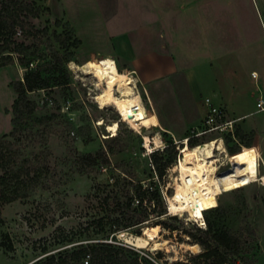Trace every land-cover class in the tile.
Masks as SVG:
<instances>
[{"label": "rangeland", "instance_id": "rangeland-1", "mask_svg": "<svg viewBox=\"0 0 264 264\" xmlns=\"http://www.w3.org/2000/svg\"><path fill=\"white\" fill-rule=\"evenodd\" d=\"M23 1L33 3L34 9L38 10V17L31 19V22L37 28L47 27L48 32L39 40L28 41L32 44L31 50L36 52L28 66L19 65L14 59L13 63L0 67V136L8 134L14 128L11 105L16 93L12 82L22 80L25 72L38 64H42L45 76H60L64 67L69 78L65 85H55L50 89L30 93L29 97L37 102V107L31 115L17 122L19 140L15 141L14 148H19L26 157L34 159L37 156L36 161L41 163L42 173L38 186L30 190L28 196L2 207L4 223L0 231V264H37L48 256L96 242L131 246L121 240L125 232L145 236L148 228L153 229L154 224H158L156 227L159 230L154 241L167 242L158 249H152L151 245L142 248L131 246L140 257L147 258L150 264H196L199 260L192 256L202 251V247L198 244L199 248H195L196 250H187L180 244L192 243V239L182 228L199 226L197 223L200 220H193L186 212L177 213L176 219L169 220L168 216L172 214L168 213L166 196L174 194L173 184L178 173L172 168L181 155L180 147H185L182 142L184 138H191L196 144L223 135L221 132L202 133L205 128L202 99L212 91V73L204 71L205 67L200 68V58L191 56L184 60L190 68L189 73L176 76L170 84L167 81L158 82L150 90L148 85L134 75L137 80L136 89L149 114L146 120L139 122L136 131L119 120V115L112 106H98L93 95H97L99 89L91 84H97V81L103 79L114 85H124L129 72L120 70L112 56L99 60L102 55L96 53L102 48L99 37L82 32V42L68 21L69 18L86 22L88 19L98 21L102 16L98 10L102 7L114 10L119 4L108 0ZM164 3L162 0V4ZM54 20H58L59 24ZM68 33H71V38L64 41ZM73 36L80 39L77 47L71 45ZM16 37L21 39L20 31ZM194 45L196 48L191 51L198 53L197 57H200V48ZM50 48L58 50L61 55L69 52L73 55L70 60L52 69L47 66L52 61ZM89 58L101 62L92 60L101 73L98 80L97 77L91 78L71 67V62L79 65ZM105 60H109L113 67H108L103 62ZM246 67L248 70L252 67L259 71L252 61ZM259 79V76L249 77L243 74L239 79H233L232 83L245 92L251 87L257 88ZM225 83H229L228 79ZM153 98H156L155 101ZM165 103L172 106L175 104L169 108L179 112L182 109L185 113L169 111ZM100 119L103 120L101 125L97 124ZM114 122L117 123V134L111 136L106 124ZM144 135L150 139L152 136L155 139L159 137L158 146L153 144L152 147H144ZM227 138L228 135L224 134L223 142L228 152L231 146L238 148L241 144L244 145L237 134L235 139ZM171 144L174 145L173 149L169 148L174 154L173 162L162 176H158L151 152L159 149L158 155L164 160L170 153L162 149ZM236 152L245 154L242 148ZM102 153L107 157V162L100 161L101 158L98 157L89 164L79 158L87 154L100 156ZM216 154L223 157L219 152ZM224 159L229 161L227 157ZM221 162L222 160L215 163ZM229 163L221 166L219 172L229 167ZM260 170L262 171V166ZM129 182L140 183L144 187L153 186L158 190L162 203L156 205L147 222L128 227V231H118L122 230L119 228L114 234L110 225L118 218L124 222L123 217L127 213L124 209L117 212L113 208L125 206ZM217 205L216 210L203 213L204 220L207 217L235 232L239 238V252L255 260V264H264V185L254 182L224 191L211 199L210 208ZM164 207L165 213L158 215L157 211ZM99 219L104 223L103 229L96 224ZM165 220L176 228L166 227L163 224ZM251 230L255 233L252 234ZM200 264L204 263L200 260Z\"/></svg>", "mask_w": 264, "mask_h": 264}, {"label": "crops", "instance_id": "crops-1", "mask_svg": "<svg viewBox=\"0 0 264 264\" xmlns=\"http://www.w3.org/2000/svg\"><path fill=\"white\" fill-rule=\"evenodd\" d=\"M108 1L119 6L114 10L102 7L97 11L102 15L98 21L68 19L82 42V32L99 37L103 48L96 52L102 54L99 60L112 56L120 70H134L152 90L153 84H170L176 76L189 73L185 58H200V68L212 73V91L204 98L236 120L235 134L244 142L240 146L264 155V110L257 107L259 100L264 101V0ZM194 44L200 48V57L191 51ZM251 61L258 72L246 67ZM103 62L113 67L109 60ZM243 74L259 76V86L245 92L237 89L232 81ZM202 102L205 115L204 99ZM166 105L169 111L170 105L175 106ZM183 110L172 111L185 113Z\"/></svg>", "mask_w": 264, "mask_h": 264}, {"label": "trees", "instance_id": "trees-1", "mask_svg": "<svg viewBox=\"0 0 264 264\" xmlns=\"http://www.w3.org/2000/svg\"><path fill=\"white\" fill-rule=\"evenodd\" d=\"M38 15V10L34 9L31 2L0 0V67L13 63L14 59L17 60L19 65L23 66H28L31 62V57L36 52L31 50L32 44L28 41L39 40L43 34L48 32L47 27L37 28L31 22V19L37 18ZM54 22L57 25L59 24L58 20H54ZM18 31H20L21 39L16 37ZM70 38L71 33H68L64 41ZM79 44L80 39L73 36L71 45L77 47ZM50 49L52 61H49L47 66L52 69L58 68L59 64L61 65L64 61L70 60L73 55L72 52L61 55L58 50ZM43 72L42 64H38L28 69L22 80L12 82V87L16 93L11 105L14 128L8 134L0 136V231L4 223L1 212L3 205L28 196V192L38 186L42 173L41 163L36 161L37 156L34 159L26 157L19 148H14L15 141L19 140L17 122L31 115L37 107V102L32 100L29 94L41 89H50L55 85H65L68 82L69 74L64 67L61 70L62 74L56 77L45 76ZM227 139L229 140V136ZM193 142L194 140L188 138L187 146L192 147L198 144ZM173 147V144L167 145L162 151H169V148L173 149ZM238 150L239 147H229L230 152L228 153L235 161L242 157L241 153L237 154L236 151ZM159 153V149H156L151 152V155L158 176H162L164 170L173 162L174 154L169 151L168 158L162 160V157L158 155ZM98 157L101 158L100 161L107 162V157L103 153L100 156L87 154L79 158L82 162L90 164ZM129 183L130 187L127 188L125 194L127 196L125 206L113 208L117 212L124 209L127 213L126 216L123 214L125 217H123L124 222H121V219L118 218L115 223L113 222L110 225L111 232L114 234L119 228H122V230L118 231H128L130 230L128 227L140 226L147 222L151 212L155 211L156 205L159 206L162 203L158 190L153 186L144 187L140 183ZM218 206L205 209L203 213L216 210ZM165 211L164 207L160 208L157 213L162 215ZM176 218L175 215L168 216L169 220ZM205 219L206 228L204 229L199 226H193L190 229L182 228V231L192 239V243H197L202 247V251L192 256L193 259L197 258L199 260L196 264H200V260L204 264H255V260L239 252V238L235 232L210 221L207 217ZM96 224L99 225L100 229H103L102 219H99ZM163 224L170 229L176 228L166 220ZM154 225L152 228L155 229L157 234L159 230L156 226L158 224ZM251 233L254 234L255 232L251 230ZM7 247L11 248L10 245ZM156 253L158 254L159 251ZM238 254L240 256L237 257ZM86 256H88L86 264H150L147 258L140 257L131 246L105 241L86 246H76L58 255L48 256L37 264H85Z\"/></svg>", "mask_w": 264, "mask_h": 264}, {"label": "bare ground", "instance_id": "bare-ground-1", "mask_svg": "<svg viewBox=\"0 0 264 264\" xmlns=\"http://www.w3.org/2000/svg\"><path fill=\"white\" fill-rule=\"evenodd\" d=\"M71 67L91 78L95 79L97 77V80L101 78V73L91 60H86L79 65L72 64L71 62ZM128 72L130 74L125 79L124 85H114L103 79H100L101 82L100 80L97 81V84L91 82L93 86L99 89V93L93 95V99L101 108L112 106L118 115L122 116L121 121L138 131L139 122L146 120L149 114L138 89H136L135 84L137 80L134 77V73L136 72L134 70ZM104 86L105 90L103 91ZM97 124H103V120L100 119L97 121ZM116 127L117 123L115 122L106 124V129L111 133V136L117 134ZM143 140L144 146L147 147H152L153 144L158 146L157 143L160 142L159 137L155 139L152 136L150 139L147 135L143 136ZM183 143L185 147L180 149L181 155L172 168L173 171H177L178 173V177L173 184L174 194L166 196L169 213L186 212L193 220H201L203 218V211L211 207V199L220 193L254 182L264 185V171H259L260 157H264L261 153L255 152L245 146H239V150L242 148L245 154H242V157L235 161L231 158L220 137L211 138L192 147L187 146L185 138ZM216 152L223 154V157H219ZM224 157H227L229 161L226 162ZM220 160H222L220 164L215 163ZM228 162H230L229 167L219 172L221 166ZM156 237V232L148 228L145 236L125 232L121 236V240L136 248L149 247L151 245L152 249H158L167 240L154 241ZM180 245L187 250L199 248L197 243L184 242Z\"/></svg>", "mask_w": 264, "mask_h": 264}, {"label": "built area", "instance_id": "built-area-1", "mask_svg": "<svg viewBox=\"0 0 264 264\" xmlns=\"http://www.w3.org/2000/svg\"><path fill=\"white\" fill-rule=\"evenodd\" d=\"M134 75L137 76L136 73H134ZM204 105L206 107L205 115L203 117V125L205 126V128L202 130V133L203 132H221V134H223L222 137H220L222 140L224 138V134L235 139V121L236 120L228 118L224 108L221 106H217V105L213 104L209 98H204ZM257 107L260 110H264V101L259 100L257 102ZM121 118H122V116L119 115L120 120H121ZM185 140L188 142V138H185ZM143 146H144V144H143ZM144 147H146V146H144ZM149 151H151V150H149ZM260 166H262V171H264V157H260V160H259V171L262 172L260 170ZM169 212L170 211L168 210V213ZM172 215H175V214L172 213ZM195 221H196V219H195ZM197 224L199 225V227L204 229L205 228L204 218H202L200 220V222ZM87 262H88V256H86V258L84 260L85 264Z\"/></svg>", "mask_w": 264, "mask_h": 264}]
</instances>
